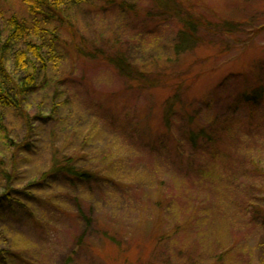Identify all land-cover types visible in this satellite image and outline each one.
<instances>
[{"label":"rangeland","instance_id":"374dc122","mask_svg":"<svg viewBox=\"0 0 264 264\" xmlns=\"http://www.w3.org/2000/svg\"><path fill=\"white\" fill-rule=\"evenodd\" d=\"M166 1L243 28L178 53L158 0H84L51 24L47 82L0 97V264H264V102L244 97L264 87V0ZM13 15L23 1L0 0V45ZM18 47L0 49L16 79ZM64 157L91 175L50 174Z\"/></svg>","mask_w":264,"mask_h":264},{"label":"trees","instance_id":"16d2710c","mask_svg":"<svg viewBox=\"0 0 264 264\" xmlns=\"http://www.w3.org/2000/svg\"><path fill=\"white\" fill-rule=\"evenodd\" d=\"M29 18L19 19L16 15L9 18L8 21V34L5 41L0 45V49L8 44L21 43V47L17 48L15 59L19 64L20 70L24 71L25 76L19 79L15 78V73L11 72L6 63V57L0 58V97L9 99L10 92L16 95V106L20 108L22 99L31 90L37 89L41 83H46L48 80L47 71L49 67V59L45 57L44 47L47 48V53L51 54V58L61 56L59 49L64 48V43L60 38L59 30L56 26L51 24L59 23L62 19V13L71 4H79L84 0H22ZM109 1V0H105ZM159 8L167 15H175L181 24L179 30V41L175 45L178 53L192 47L195 43L201 42L206 36L221 35V38L230 37L236 40L237 34L242 30L243 25L236 23L228 18H221L212 20L208 17L197 16L196 13H189L187 10L179 6V8L172 6L166 0H158ZM190 10V9H189ZM172 12V13H170ZM180 15V16H178ZM59 17L60 19H56ZM56 19V20H55ZM55 22V23H54ZM192 45V46H190ZM81 45L78 50H82ZM4 51V49H3ZM100 52H93L92 55H98ZM49 56V55H48ZM108 65L113 66L119 74L129 80H148L146 75L142 72L141 68L134 65L126 55L116 54L105 56ZM55 58L53 62H56ZM52 65L58 69L59 63ZM42 72V80L40 76ZM3 74V75H2ZM151 82V81H150ZM245 99L253 105H259L264 102V87H254L250 91L244 93ZM2 119V118H1ZM0 119V127L4 131L5 127ZM207 127H201L199 132L196 133L198 138L212 140V134ZM50 174L59 175L63 174L68 178H84L89 177L85 170H79L75 167V159L73 157H64L54 163ZM8 195L7 192L4 193ZM3 197V196H2Z\"/></svg>","mask_w":264,"mask_h":264}]
</instances>
